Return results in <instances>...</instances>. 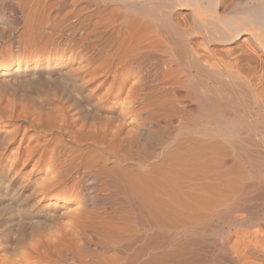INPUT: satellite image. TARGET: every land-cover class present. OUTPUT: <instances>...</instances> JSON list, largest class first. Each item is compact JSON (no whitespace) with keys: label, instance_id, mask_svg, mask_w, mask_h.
<instances>
[{"label":"bare ground","instance_id":"1","mask_svg":"<svg viewBox=\"0 0 264 264\" xmlns=\"http://www.w3.org/2000/svg\"><path fill=\"white\" fill-rule=\"evenodd\" d=\"M48 1L96 101L0 264H264V0Z\"/></svg>","mask_w":264,"mask_h":264},{"label":"rangeland","instance_id":"2","mask_svg":"<svg viewBox=\"0 0 264 264\" xmlns=\"http://www.w3.org/2000/svg\"><path fill=\"white\" fill-rule=\"evenodd\" d=\"M34 8L35 10L22 7L18 11H7L5 16L2 15L4 11L0 10L2 257H13L16 250L7 245L6 230L10 229L13 239H16L14 236L23 234L22 232L31 238L29 226L36 225L33 223L40 220L32 217V212L37 207L34 205L38 195L36 183L44 176L50 152L60 151L58 145L61 143L72 144L70 132L81 129L88 123L90 118L80 103L81 98L86 94L96 101V95L91 94L95 85L92 87L90 72L82 68L86 66L85 58L81 62L79 60V63L77 60L70 63L69 53L62 56L54 50L58 42L62 45L69 39L55 34L63 12L58 7L51 11L49 7L43 10L42 6ZM236 10L233 7L231 12ZM95 19L98 20L99 16ZM67 62L69 65L61 67ZM7 68L9 70L6 71ZM4 71L8 73L5 76L1 75ZM102 113L103 116L107 114L105 109ZM61 127H64L62 131L59 130ZM30 149L34 150L32 155H29ZM38 159L40 161L36 168Z\"/></svg>","mask_w":264,"mask_h":264}]
</instances>
